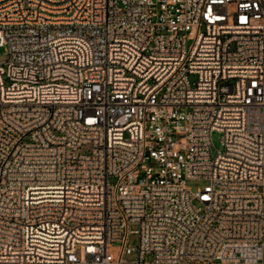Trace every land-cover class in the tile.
Listing matches in <instances>:
<instances>
[{
  "label": "built area",
  "instance_id": "obj_1",
  "mask_svg": "<svg viewBox=\"0 0 264 264\" xmlns=\"http://www.w3.org/2000/svg\"><path fill=\"white\" fill-rule=\"evenodd\" d=\"M1 48L0 264H264V0H0Z\"/></svg>",
  "mask_w": 264,
  "mask_h": 264
},
{
  "label": "rangeland",
  "instance_id": "obj_2",
  "mask_svg": "<svg viewBox=\"0 0 264 264\" xmlns=\"http://www.w3.org/2000/svg\"><path fill=\"white\" fill-rule=\"evenodd\" d=\"M191 43H189L188 45H190ZM7 59L6 56V51L5 49L1 48L0 49V62H4ZM196 76H191L190 77V81L191 82H195L196 81ZM221 138L222 135L220 133L215 132L212 135V140L214 143V146L216 149L221 150L222 146H221ZM207 185V182L205 180H190L187 182V186L188 188L192 191V192H197V190L203 189L205 186ZM132 230H136V227H132ZM139 243V237L136 234H131L129 237V244L130 246H137Z\"/></svg>",
  "mask_w": 264,
  "mask_h": 264
}]
</instances>
